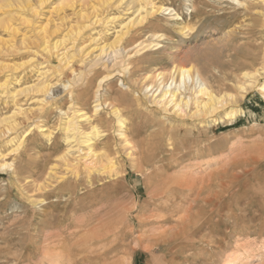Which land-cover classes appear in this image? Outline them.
<instances>
[{
    "label": "rangeland",
    "instance_id": "obj_1",
    "mask_svg": "<svg viewBox=\"0 0 264 264\" xmlns=\"http://www.w3.org/2000/svg\"><path fill=\"white\" fill-rule=\"evenodd\" d=\"M118 1L98 9L101 21L86 27L99 7L94 0H48L41 7L40 0H0V17L12 15L14 23L5 24L16 29L8 32L0 23V83L7 80L0 117L17 107L32 111L12 134L0 132V161L11 165L0 167V264H264V94L258 91L264 6L258 0H153L172 12L130 26L123 57L105 55L92 69L98 52L85 59L76 54L69 70L55 72L58 63L42 51L41 37L52 44L71 36L77 47L93 39L91 48L108 43L138 16L133 0ZM106 16L118 19L103 22ZM184 24L190 29L180 30ZM155 34L161 41L151 38ZM141 41L161 47L138 56L129 49ZM174 65L197 70L215 95H232L230 106L206 119L163 114L140 85ZM46 70L48 95L26 91L12 99L11 92L37 83V72ZM246 72L256 73V83L242 92ZM78 110L90 117V124L80 123L83 131L96 125L101 132L94 143L114 163L112 173L98 167L87 175L60 160L62 124ZM230 110L233 117L226 116Z\"/></svg>",
    "mask_w": 264,
    "mask_h": 264
},
{
    "label": "bare ground",
    "instance_id": "obj_2",
    "mask_svg": "<svg viewBox=\"0 0 264 264\" xmlns=\"http://www.w3.org/2000/svg\"><path fill=\"white\" fill-rule=\"evenodd\" d=\"M46 1H48V0H40L39 6L41 7ZM85 1L86 0H84V2ZM94 1L97 2V7L98 6L99 7L96 9L93 8L92 10L90 9L93 13L92 15H93V18H95V20L93 22L90 21L91 23L88 26L86 25V27L94 26V25L98 24L99 21H101L97 17V14H99L98 12H100V10H98V9L104 10L107 7H109L110 5L112 6V4H111L112 0H94ZM123 1L124 0H119L117 3V6H119ZM227 1H230L233 3L234 2L238 3V1H236V0H227ZM258 1L264 6V0H258ZM18 2H19V0H18ZM82 2H83V0H82ZM23 3H22V5H23ZM10 4H11V2H10ZM131 4H132V7H134L135 12L138 13L137 18L138 17L139 18L138 19L137 18L136 19H134V18L128 19V21L125 24L120 26V28L115 31L116 36L113 37L112 41H110L108 43H105L102 41L103 43H101V44L99 43L100 45L98 47L93 46L94 48H91V45H90L91 42H96V39L91 40L89 42V44L88 43L86 45L83 44L84 46H82V47H77V46H74V45H76V42H75L76 38L73 39V38H71V36H68V40L70 41V42H68V44H71V45H70V47L66 48L63 44H64V42H67L68 40L56 41V42H53L52 44H49V41H47L49 38L47 37V40H45L46 35L42 36L41 37V39L43 41L42 45H41L42 51L47 55V58L52 56L56 59V61L58 63V65H55V68L57 70L55 72L62 71L63 69L69 70L70 69V66H69L70 60H72L76 56V54L79 55L80 58L85 59L86 56H88L89 54H91L93 52H98L96 57L93 58L94 59L93 62L92 63L90 62L91 64L89 63L90 64L89 68H92V69H94L93 67H96V68L99 67V62L102 61V59L104 58L105 55L112 54V56L114 58L119 57V55L122 54L121 43H123L122 41L125 40L124 38L128 35L129 30H130V26L141 24L148 17H151L154 14L157 15V14H160L163 12L165 13L167 11H168V13L172 12V10H169L168 8L156 6V4L153 2V0H133L130 2L129 5H131ZM26 5H29V4L26 3ZM8 7H11V6L8 4ZM24 7H19V9H24ZM34 7H35V5H34ZM33 8L28 6L26 8V10H28V12L32 15V18L33 17L36 18L37 13L34 11ZM20 11H22V10H20ZM104 11H106V10H104ZM4 17L3 18L0 17L1 18L0 23H4V26H6L7 23H10L13 20V16L10 15L9 13H8L7 17H5V18ZM176 17L177 16L175 15L174 18L177 20ZM101 19H104V18H101ZM111 19L116 20V19H118V16L117 17H114V16L113 17H107L106 16V19H104L103 22L106 20L107 21L111 20ZM7 20H8V22H7ZM19 20L23 21V22L25 21V23H29V21H30V20L28 21V19H26V20L25 19H19ZM6 29L8 30V32H11L14 34L16 33V29L12 25L6 26ZM184 29L189 30L190 29L189 25L188 24L181 25L180 30H184ZM41 30L43 32L44 29H41ZM75 30H77V32L79 34L80 30H82V29H79V30L75 29ZM161 37H162L161 35L155 34L151 38L155 39V40H160ZM97 39H99V38H97ZM96 46H97V44H96ZM160 47L161 46L158 43L153 45V43H146L144 41H141V42L136 43L129 50L137 49L136 54L138 56H142V55L146 54L147 52L153 50V48H154V50H157ZM120 59H121V57H120ZM96 65H98V66H96ZM20 66L21 65H19V67ZM111 66L116 67V63L112 64ZM111 66H109V67H111ZM16 67L18 69V66H16ZM106 67H107V65H106ZM112 67H111V69H114V67L113 68ZM42 68L43 67H41L40 69L42 70ZM11 70H12V67H11ZM89 70L90 69H88L87 71H89ZM47 72H48L47 70L42 71V72H37L38 73L37 78H39L37 83H34L32 85H29L28 87H24V88H21L18 90H14V92H11L13 94L12 99H14V97L19 95L20 93L26 92V91L31 92L33 94H39L42 96L48 95L52 89V86L48 81L49 80L48 79L49 74ZM81 73H79V74H81ZM73 74H75V73H73ZM83 75H85V74L83 73ZM242 76L244 78V82L240 85L239 90L244 92V91H247V89L252 86L253 82L256 83V73L250 74V73L246 72V73H243ZM258 77H259V75H258ZM6 81H3L2 83H0V89H2V92L5 91V88L7 87ZM100 82H102V80L99 81V83ZM64 87H66V85H64ZM140 87L143 88V90L146 93L150 94V98L152 101L151 104H153L155 107H157L163 114L169 115V113H170V114H174V116L176 115L179 118H184L188 115L190 117L191 116L192 117L197 116L195 118L199 117V119L200 118L206 119V118H210V117L212 118L213 116H215L217 114L218 111H220L221 109H225L227 106H230L229 103L226 101V98L229 99V101H232V99H233L232 95H221V96L215 95L210 90L207 83L200 77L199 72L197 70H194L192 67H189V66L188 67H177L174 65L169 70L168 73L155 72V74H153V76L151 74H148L143 78ZM98 88H100V90H102L101 87H98ZM258 91H260L261 93L264 94V83H262L261 85L258 86ZM97 93H99V91H97ZM185 93H188V95L185 96ZM93 98H96V97L94 96ZM97 98H99V97H97ZM98 100H100V99H98ZM99 104H96L93 106V108H92L93 109L92 110L93 115H95L99 111V106L101 105V104L100 105ZM191 108H192L193 112L191 114H187L186 111L189 112V109H191ZM25 111L22 110L21 108L17 107V108H15V110L11 114L4 116V117H0V132L12 134V132H14L17 128H19V126L21 127L22 126L21 123L23 121H25V122L28 121L29 115L32 114V111H26V112ZM235 111L234 110L228 111L226 116L233 117L236 114ZM111 114L114 116V118L116 119V123H117L118 127L121 129L123 126V121L120 117V114L118 113V110L114 108L113 110H111ZM61 115H66V113H62ZM85 121L87 122V124H90V117L86 114L81 113L79 110L74 111L71 116L68 115L65 117V120L62 124L63 125L62 131L64 133V142L66 145V149L61 154L60 160L65 163V166L68 169L69 168L77 169L78 167H83V169L87 172V175H89L88 172L94 171V169H97L98 167L100 168V171L110 170V172H111L112 171L111 169L113 168L114 163L112 162V160L108 156L104 155L101 148H100V150L97 148L96 144H98V142L96 144L94 143V140L96 138L100 137L99 135L101 132H99L96 125H90L89 131H83L80 127V123L85 122ZM37 130H38V133H41L47 140H48V138L51 137L52 131L49 132V131L41 128V127H37ZM46 132H48V133H46ZM103 132H105V131H102V133ZM28 134H29V131H26L23 134V136L18 139V141H17L18 144L16 145V147L11 152H17L18 151V149L20 148V146L22 144L23 138H25V136H27ZM118 135L120 137L121 136L123 137L122 130H118ZM124 139H125V137H124ZM9 141H11V140H9ZM2 157H5V156L0 153V158H2ZM1 161H2V163H1ZM1 161H0V167L10 168V166H11L10 164L4 163L3 159H1ZM72 171H74V170H72ZM13 172H16V171H13ZM23 172H24V170H23ZM82 172H84V171H82ZM95 173L92 172L91 174L95 175ZM115 173H117V172H115ZM47 174H49V172H47ZM74 174H76L75 171H74ZM15 175H17V174H15ZM101 175H103V174H101ZM83 177H82V179H83ZM91 177H93V176L91 175ZM17 178H18V176H17ZM42 178H43V176H42ZM75 178L77 179V177H75ZM17 180L19 181V179H17ZM43 180H45V178ZM44 187H47V186H44ZM38 189H40V188H38ZM178 236H180V235H178ZM238 260H240V256L238 257Z\"/></svg>",
    "mask_w": 264,
    "mask_h": 264
}]
</instances>
